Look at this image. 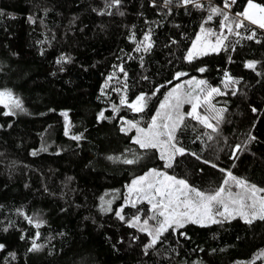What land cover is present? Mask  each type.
I'll use <instances>...</instances> for the list:
<instances>
[{
	"label": "trees",
	"instance_id": "16d2710c",
	"mask_svg": "<svg viewBox=\"0 0 264 264\" xmlns=\"http://www.w3.org/2000/svg\"><path fill=\"white\" fill-rule=\"evenodd\" d=\"M226 2L185 8L179 0L168 7L164 0H121L119 7L110 0H0V90L25 101L12 115L0 104V264H264L259 219L187 224L148 247L151 236L129 225L152 215L149 203L103 210L110 194L153 169L205 192L222 186L228 171L264 188V30L244 22L240 29L230 24L241 36L228 35L222 15L208 20L212 7L240 20L248 0L230 8ZM201 27L223 32L225 47L189 62ZM251 31L255 39L242 38ZM148 32L153 47L145 52ZM180 72L186 75L177 79ZM193 78L206 81L205 93H224L211 99L222 119H212L213 132L185 115L176 135L186 153L169 168L158 149L140 148L136 129L123 125L147 128L167 94ZM140 95L142 112L122 106V98L133 103ZM36 215L39 228L27 219ZM33 240L39 251L30 250Z\"/></svg>",
	"mask_w": 264,
	"mask_h": 264
},
{
	"label": "snow or ice",
	"instance_id": "6c2138e0",
	"mask_svg": "<svg viewBox=\"0 0 264 264\" xmlns=\"http://www.w3.org/2000/svg\"><path fill=\"white\" fill-rule=\"evenodd\" d=\"M121 0H110L109 7L115 5L119 7ZM173 3V0H164V7H168ZM235 3V0H231V3H225L224 8H230L231 4ZM193 5L196 8H203L204 5L200 3V0H179L178 6ZM103 15L104 13H100ZM111 14V13H109ZM123 13H121L122 15ZM213 15H222L223 23L222 28H226L228 35L241 36L239 31H235L230 24H234L235 29L244 28V21H248L253 25H257L260 29H264V3H256L254 0H248L247 6L244 11L236 13L237 17H243V20H230L229 15L217 7L211 8V14L208 16V20L212 19ZM201 36L197 37L196 42L192 45V49L187 53L186 59L191 62L194 58H198L200 55L208 54V50L218 52L221 48L225 47V41L227 36L220 32L218 35L210 29L201 27ZM216 35L215 43L205 40L204 44H201L202 37H208ZM248 40L256 38V32L242 37ZM257 43L260 41L257 40ZM238 43V41H237ZM141 46L143 50L147 52L153 47L151 32H148L143 36ZM140 48H137L139 51ZM253 71L256 70L257 62L250 61L246 65ZM200 72L205 69H198ZM120 71H124L123 68ZM259 74V73H258ZM186 75L184 72L176 74V78ZM228 83H235L232 77L226 76ZM191 85L193 81L189 80ZM197 88L200 90V94L193 96L189 93H182L178 86L168 94L164 103L161 104V111L151 120V123L147 128H141L136 123L128 121L129 128H135L138 135L135 137L134 142L142 149H158L160 152V158L166 160V167H172L173 160L177 154L185 155L186 149L180 145L177 139V131L183 125L185 115L179 111L183 103H190L192 105L191 111L187 113L192 119L198 121L200 124L207 128L212 129L213 132L218 131V128L210 122V116L201 115L197 109L201 103L208 105V111L214 112L215 115L211 116V119H216L218 122L222 119L221 113L223 109H216L211 104L213 95H223L219 88L211 87L207 89L200 87L206 85V81H195ZM227 86V85H226ZM201 95L204 99L201 100ZM146 98L144 95H140L136 98L134 103L127 106L136 112H142L145 108ZM121 103H127L126 99ZM0 104L9 111L6 115L14 114L12 109H22V104L19 99L14 98L11 91H0ZM115 109V105L113 106ZM67 119V113H63ZM100 119H104V113L101 112ZM211 139V137H209ZM74 140H80L81 136L75 135L72 137ZM240 146H236V151H239ZM195 155V153H192ZM197 159L199 157L197 156ZM125 163H133V160H125ZM208 163V161H205ZM212 167H216L215 164ZM222 171H224L222 169ZM230 181L232 182L230 184ZM239 188L240 191L233 192L232 187ZM129 202L135 206V203L141 199L147 200L151 205V212L147 219H144L141 223V217L137 215L130 223L131 227H139L141 232H146L152 237L151 243L148 247L154 246L158 238L169 229H181L187 224L200 225L201 227L208 226L210 224L223 223L237 217L244 220L245 223L251 224L254 220L264 221V188L257 187L255 184H250L245 179H239L231 173L227 172V178L222 181V186L212 192H205L199 190L197 187L190 185L186 179H178L175 176L168 175L165 172L151 170L147 175H144L138 179L133 180L132 185L128 189ZM136 193V199L132 200L131 196ZM123 212V208L120 209ZM119 215V213H117ZM30 224H34L36 228L42 226L43 221L37 219L33 220L27 218ZM120 219L124 217L121 215ZM149 220L154 221V225H149ZM39 233H37V237ZM42 245L36 244L35 240L32 242V251H39ZM4 249V245L0 244V250Z\"/></svg>",
	"mask_w": 264,
	"mask_h": 264
},
{
	"label": "rangeland",
	"instance_id": "374dc122",
	"mask_svg": "<svg viewBox=\"0 0 264 264\" xmlns=\"http://www.w3.org/2000/svg\"><path fill=\"white\" fill-rule=\"evenodd\" d=\"M247 6V5H246ZM246 8V7H245ZM245 10V9H244ZM240 20H243V17H240ZM244 22H247V23H250V22H248V21H244ZM251 24V23H250ZM253 25V24H252ZM254 26H256V27H258L257 25H254ZM259 28V27H258ZM205 29H208V28H205ZM262 30H264V29H262ZM218 35V34H217ZM198 36H201V32H199V34H198ZM197 36V37H198ZM197 37H196V39H195V41L193 42V44L196 42V40H197ZM205 40H207V41H211L212 43H215V41H216V35L213 37V36H208V37H202V39H201V44H204V42H205ZM192 44V45H193ZM192 49V46H191V48L189 49V51ZM221 50V49H220ZM219 50V51H220ZM188 51V52H189ZM218 51V52H219ZM187 52V53H188ZM218 52H214V51H211V50H208V54H206V55H209V54H214V53H218ZM206 55H200L198 58H201V57H204V56H206ZM186 57H187V55H186ZM195 59H197V58H194L193 60H195ZM192 60V61H193ZM189 80H191V81H193V84H189L188 83V81ZM189 80H186V81H182V82H180V83H178L170 92H172L174 89H177L178 88V86H180V85H182L183 87L182 88H179V91L180 92H182V93H191L193 96H196V95H198V94H200V90H199V88H197V86H196V84H195V81H197V80H201V79H195V78H193V79H189ZM200 87H202V85L200 86ZM203 88V87H202ZM0 91H3V90H0ZM169 92V93H170ZM168 93V94H169ZM168 94H167V96L165 97V99L168 97ZM14 96V95H13ZM14 98H16V96H14ZM16 99H19L20 100V102H21V104H22V109H23V106L25 105V101L21 98V97H19V98H16ZM165 99H164V101H165ZM204 99V96L203 95H201V100H203ZM122 100H125L124 98H122ZM121 100V101H122ZM164 101L162 102V104L164 103ZM134 103V102H133ZM122 104V106L123 107H125V108H128V109H131V108H129L127 105L128 104H131V103H129V102H127V103H121ZM161 106V105H160ZM191 107H192V105L190 104V103H183L182 105H181V107H180V109H179V111L181 112V113H183L184 115H187V113H189L190 111H191ZM200 107H203L206 111H207V109H208V105H205V104H203V103H201V105H200ZM200 107H198V109H197V111L201 114V115H206L205 113H203L201 110H200ZM9 110V109H8ZM132 111H134L133 109H131ZM12 111L14 112V111H17V112H19V113H22L23 112V110H20V109H15V108H13L12 109ZM161 111V107L158 109V112H160ZM157 112V113H158ZM209 112V111H208ZM156 113V114H157ZM209 114V113H208ZM212 115L213 114H215L214 112H212L211 113ZM156 116V115H155ZM154 116V117H155ZM209 116V115H208ZM210 122L213 124V121H212V119L210 118ZM137 124V123H136ZM138 125V124H137ZM214 125V124H213ZM124 126V128L125 127H127L128 126V123L127 124H124L123 125ZM140 127V126H139ZM129 128V127H128ZM142 128V127H141ZM138 135V134H137ZM150 172V171H149ZM149 172H147L146 174H144V175H147ZM144 175H142V176H144ZM142 176H139V177H136V178H134L133 180H135V179H138V178H140V177H142ZM133 180L131 181V183L130 184H127L126 185V187H125V190L123 191V192H118V193H115V194H110L104 201H103V205H104V207H103V210H111L112 209V207L117 203V205H118V211H120V209L123 207V206H125V205H130L131 203L129 202V191H128V189H129V187L132 185V182H133ZM232 191L233 192H238V191H240V189L239 188H232ZM136 193H133L132 194V196H131V199L132 200H135L136 199ZM138 202H147V200H144V199H141V200H139V201H137L136 203H138ZM148 203V202H147ZM150 205V204H149ZM150 207H151V205H150ZM34 221L35 220H37V219H39V220H41V218L39 217V216H34L33 218H32ZM145 219H147V218H145ZM143 220L144 219H141V223L143 222ZM42 221V220H41ZM131 223V222H130ZM149 225H154V222H152L151 220H149ZM138 229H139V227H137ZM151 239H152V237H151Z\"/></svg>",
	"mask_w": 264,
	"mask_h": 264
},
{
	"label": "built area",
	"instance_id": "2783aa9c",
	"mask_svg": "<svg viewBox=\"0 0 264 264\" xmlns=\"http://www.w3.org/2000/svg\"><path fill=\"white\" fill-rule=\"evenodd\" d=\"M230 3H231V2H230ZM232 5H234V3H233V4H231V6H232Z\"/></svg>",
	"mask_w": 264,
	"mask_h": 264
}]
</instances>
